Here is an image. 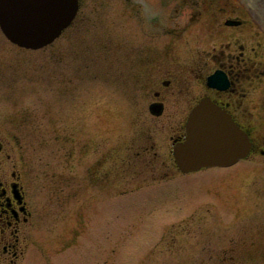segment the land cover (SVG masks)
Listing matches in <instances>:
<instances>
[{
  "label": "rangeland",
  "instance_id": "rangeland-1",
  "mask_svg": "<svg viewBox=\"0 0 264 264\" xmlns=\"http://www.w3.org/2000/svg\"><path fill=\"white\" fill-rule=\"evenodd\" d=\"M134 11L102 0L90 25L40 49L0 28V128L37 209L29 264H264L260 146L233 166L181 172L170 138L181 118L153 114L134 80ZM253 120L264 144V115Z\"/></svg>",
  "mask_w": 264,
  "mask_h": 264
},
{
  "label": "flooded vegetation",
  "instance_id": "flooded-vegetation-1",
  "mask_svg": "<svg viewBox=\"0 0 264 264\" xmlns=\"http://www.w3.org/2000/svg\"><path fill=\"white\" fill-rule=\"evenodd\" d=\"M102 0H77L68 30H83L96 18ZM131 29L130 66L157 116L180 117L171 142L184 140L192 109L209 99L250 136L248 157L259 144L253 117L264 85V31L239 0H128ZM131 10V9H130ZM137 18V26L132 17ZM254 132V131H253ZM0 128V264H29L38 250L37 209L20 155Z\"/></svg>",
  "mask_w": 264,
  "mask_h": 264
},
{
  "label": "water",
  "instance_id": "water-1",
  "mask_svg": "<svg viewBox=\"0 0 264 264\" xmlns=\"http://www.w3.org/2000/svg\"><path fill=\"white\" fill-rule=\"evenodd\" d=\"M242 1L264 28V0ZM76 8L75 0H0V26L12 42L37 49L60 35ZM152 111L159 113L160 107L153 105ZM186 131L185 140L173 146L176 162L184 172L230 165L245 157L251 147L248 134L209 99L192 109Z\"/></svg>",
  "mask_w": 264,
  "mask_h": 264
}]
</instances>
